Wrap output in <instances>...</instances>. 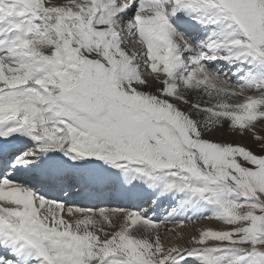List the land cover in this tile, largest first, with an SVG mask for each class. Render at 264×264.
Returning a JSON list of instances; mask_svg holds the SVG:
<instances>
[{
	"label": "snow or ice",
	"instance_id": "obj_1",
	"mask_svg": "<svg viewBox=\"0 0 264 264\" xmlns=\"http://www.w3.org/2000/svg\"><path fill=\"white\" fill-rule=\"evenodd\" d=\"M258 129L264 0H0V264H264Z\"/></svg>",
	"mask_w": 264,
	"mask_h": 264
},
{
	"label": "bare ground",
	"instance_id": "obj_2",
	"mask_svg": "<svg viewBox=\"0 0 264 264\" xmlns=\"http://www.w3.org/2000/svg\"><path fill=\"white\" fill-rule=\"evenodd\" d=\"M54 1L62 2V0H54ZM215 138L218 140H227L229 142H234V143H236L235 140L238 138H239V140L241 138L244 139V137L234 136V135H230L227 133L218 134ZM250 141H252V137H246V140H245L246 144H248ZM63 195H65V194H63ZM87 198H85V200ZM135 198H136V196L132 197L129 204H127L128 201L125 202L127 210H135V206L141 205L142 199L140 198L139 200H135ZM68 199H71V198H68ZM80 200H83V199L82 198L75 199V201H80ZM66 205L69 206V205H74V204L70 203V202H66ZM143 206L149 207V205H143ZM165 208H167V204H164L163 207L158 208L155 214L157 215V213L159 212V213H161V215L163 217L165 215V212H164ZM66 218H68V217H66ZM167 227L169 229H174V230L168 231V232H164L163 229L161 230L164 243L166 245H171L173 243H179V244L184 245L186 247L189 246L188 241L190 240V237H192L193 235L196 234V231L201 230V229H205V228H209V227L214 228V229L220 228L219 226H217V224L214 220H209V219H203L202 221L197 220L195 222H188V223H185L182 227L176 226V225L172 224L171 222H169L167 224Z\"/></svg>",
	"mask_w": 264,
	"mask_h": 264
},
{
	"label": "rangeland",
	"instance_id": "obj_3",
	"mask_svg": "<svg viewBox=\"0 0 264 264\" xmlns=\"http://www.w3.org/2000/svg\"><path fill=\"white\" fill-rule=\"evenodd\" d=\"M53 1H54V0H53ZM258 132H259L261 135H264V129H258ZM214 138H215V137H214ZM215 139H216V138H215ZM245 140H246V137H244V139L241 138L240 140H239V138H238V139L235 140V142H236V143H239V144H242V145H245V146L249 147L250 149H252V150H254V151H257V152L260 151L258 142L254 141L253 138H252V141H250L248 144H246ZM202 220H203V219H201V220H199V221H202ZM214 221H215V220H214ZM211 222H212V221H211ZM215 222H216L217 226H219L220 228L225 227L224 225L220 224L219 222H217V221H215Z\"/></svg>",
	"mask_w": 264,
	"mask_h": 264
}]
</instances>
